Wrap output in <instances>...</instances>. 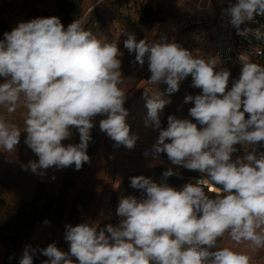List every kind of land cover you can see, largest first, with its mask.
Returning a JSON list of instances; mask_svg holds the SVG:
<instances>
[{"label": "clouds", "instance_id": "obj_1", "mask_svg": "<svg viewBox=\"0 0 264 264\" xmlns=\"http://www.w3.org/2000/svg\"><path fill=\"white\" fill-rule=\"evenodd\" d=\"M224 12L239 35L254 33L264 39L261 28L240 30L255 15H264V0H237ZM121 34L135 63L143 67L147 58L148 84L164 83L171 94L191 75L192 87L202 90L184 97L185 104L194 105L189 116L203 126L198 129L197 123L175 115H168L167 127H162L161 113L169 101L159 91L145 89V126L159 135L144 155L158 159L165 153L173 165L200 172L222 194L210 197L204 178L177 190L144 176L132 177L131 186L144 190L146 197L121 198L117 226L98 230L95 223L66 225L69 252L49 244L40 250L49 258L43 264H74L70 257L78 264H250L247 254L218 240L227 233L236 243L264 247V152L256 147L264 141V65L240 58V76L229 89L231 73L220 67L218 57L194 56L164 37L137 41L134 33ZM121 55L117 42L101 41L80 20L65 28L59 17L35 18L4 34L0 108L11 113L22 101L27 109L25 144L39 160L30 161L26 170L73 164L80 170L90 161L87 148L97 115L104 117L101 132L116 146L135 148L139 137L130 133L127 96L119 87ZM72 128L78 130L80 143L65 146L62 141L70 138ZM21 132L0 115V151L14 152ZM236 145L251 147L234 159ZM173 174L169 169L163 175ZM32 252L26 246L19 264H33Z\"/></svg>", "mask_w": 264, "mask_h": 264}, {"label": "rangeland", "instance_id": "obj_2", "mask_svg": "<svg viewBox=\"0 0 264 264\" xmlns=\"http://www.w3.org/2000/svg\"><path fill=\"white\" fill-rule=\"evenodd\" d=\"M232 1L234 0H84L83 26L103 42H117L122 53L119 58L121 59L123 83L119 87L126 92L127 96L124 107L128 110L129 115L126 122L130 126V133L139 137L132 150L123 145H120L119 149H113L112 143L115 142L110 138V153L116 151V157L109 159L113 174L114 167L120 160L125 164L130 163L133 159L143 160L145 150L151 149L159 135V130L145 126L147 116L145 89L150 93L159 91L162 98L169 101L161 113V126L164 128L167 127L168 115L188 119L189 109L194 105L192 103L185 104L184 97L186 95L195 96L202 92L201 89L192 87L191 75L180 81L179 90L171 94L167 93L168 86L164 83L155 86L148 84L147 80L151 73L148 70L147 58H145L143 67L135 63V54H130L124 48V40L127 37L121 33L124 31L134 33L137 41L141 39L157 41L164 37L167 42L178 43L194 56L207 58V56H212V38L216 27L217 11L220 6ZM51 6L57 8V0H0V12L3 18L9 24L13 23L15 28L32 11L50 9ZM146 6L152 17L150 22H143L141 19ZM220 67L227 68L231 73L228 84L230 89L232 83L240 76L242 64H221ZM4 82V78L0 77V83ZM26 112L27 109L23 107L22 101L11 113L0 108V115L19 128L24 126L23 114ZM103 118V116L97 115L93 118V123L100 128L99 122ZM235 147L238 151L233 154L234 159L237 156L242 157L251 146L245 145L243 148L241 145H236ZM256 147L258 152H264V141H261ZM159 156L167 157L165 153H161ZM150 162L154 166L150 167L147 173L139 171L128 175L118 181L117 187H112V190L108 192V199L113 206L118 207L121 198L128 197L135 191L136 188L131 186L132 177L144 176L153 179L162 176L169 169H174L173 166H169L159 158L150 157ZM173 173L177 174L175 171ZM208 195L213 198L217 196ZM218 243L247 254L251 258L250 264H264V247L256 248L248 241L236 243L227 233L218 240Z\"/></svg>", "mask_w": 264, "mask_h": 264}, {"label": "crops", "instance_id": "obj_3", "mask_svg": "<svg viewBox=\"0 0 264 264\" xmlns=\"http://www.w3.org/2000/svg\"><path fill=\"white\" fill-rule=\"evenodd\" d=\"M45 10L52 12L56 8ZM10 25L15 28L13 23ZM20 129L15 151H0V264H19L26 246L34 250L33 264H43L49 259L40 250L52 243L69 252L66 225L95 223L98 230L108 224L117 226L121 218L108 199V192L117 187L120 179L139 171L147 173L154 166L150 155L128 164L120 160L113 174L109 159L111 155L113 159L116 157V151L110 153V138L94 124L87 148L90 161L80 170L73 164L63 169L55 166L38 169L34 173L30 168L26 170V166L30 161L38 162L39 157L25 144L24 126ZM71 133L69 139L62 141L65 146L80 143L78 130L72 128ZM112 146L119 149L115 143ZM70 258L74 264L78 263L75 257Z\"/></svg>", "mask_w": 264, "mask_h": 264}, {"label": "built area", "instance_id": "obj_4", "mask_svg": "<svg viewBox=\"0 0 264 264\" xmlns=\"http://www.w3.org/2000/svg\"><path fill=\"white\" fill-rule=\"evenodd\" d=\"M236 2L237 0H234L230 3L223 4L217 11L216 29L212 39V56L218 57L221 61V64L240 65L242 64L241 59L250 60L251 62L258 64L264 63V39H256L254 33H249L247 36L239 35L237 33V29L230 23V16L224 12V9L228 8L230 4H235ZM245 28L253 30L261 28V30L264 31V15H255L252 21H246L240 26L241 31H243ZM113 156L114 155H111L110 158L113 159ZM158 158L165 161L169 166H173L174 169L172 170L178 174H182V171L185 169L183 167L173 165L168 157L159 156ZM192 172L194 173L191 176L185 178V184H195L198 179L204 178L207 182L205 192L220 194L214 190L218 188V186L213 185L210 181H207V177H203L198 171ZM151 180L157 184L166 183L177 190H181L185 185L184 184L183 186H180L175 184L168 177L163 175ZM130 196H134L139 200L145 198L146 193L144 190L135 189V191ZM106 203L109 204L108 199L106 200Z\"/></svg>", "mask_w": 264, "mask_h": 264}, {"label": "trees", "instance_id": "obj_5", "mask_svg": "<svg viewBox=\"0 0 264 264\" xmlns=\"http://www.w3.org/2000/svg\"><path fill=\"white\" fill-rule=\"evenodd\" d=\"M84 0H57V8L55 11H47V10H34L26 17V22L31 21L35 18H45V17H52L56 16L60 18L61 23L64 25L65 28L72 23L74 20H80L83 22V16H84ZM141 19L143 22H150L152 21V17L149 13V9L144 8ZM14 29L2 16L0 12V40L4 39V34L6 32H11ZM216 29V27H215ZM215 32V30H214ZM214 35V33H213ZM213 39V38H212ZM264 64V63H259ZM166 172V171H165ZM164 172V173H165ZM194 172L184 169L182 171V174H173L172 176H168V178L178 185H184L186 182V177L191 176ZM219 187V186H218ZM221 194V193H220ZM217 193H214V195H220ZM78 264V263H77Z\"/></svg>", "mask_w": 264, "mask_h": 264}, {"label": "water", "instance_id": "obj_6", "mask_svg": "<svg viewBox=\"0 0 264 264\" xmlns=\"http://www.w3.org/2000/svg\"><path fill=\"white\" fill-rule=\"evenodd\" d=\"M188 119H189V120H192L193 123H197V127H198V129L201 128V127H203V126L199 125L198 122L195 121L192 117L189 116Z\"/></svg>", "mask_w": 264, "mask_h": 264}, {"label": "bare ground", "instance_id": "obj_7", "mask_svg": "<svg viewBox=\"0 0 264 264\" xmlns=\"http://www.w3.org/2000/svg\"><path fill=\"white\" fill-rule=\"evenodd\" d=\"M115 148H117V147L115 146Z\"/></svg>", "mask_w": 264, "mask_h": 264}]
</instances>
